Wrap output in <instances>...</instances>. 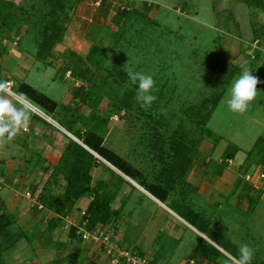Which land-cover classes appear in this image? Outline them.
<instances>
[{"label":"rangeland","instance_id":"374dc122","mask_svg":"<svg viewBox=\"0 0 264 264\" xmlns=\"http://www.w3.org/2000/svg\"><path fill=\"white\" fill-rule=\"evenodd\" d=\"M5 1L17 5L14 13H17L19 24L18 29L1 43L6 51L0 57L4 71L2 80L10 81L12 87L15 79L24 81L59 104L64 102L68 92L72 99L74 88L83 83L84 87L103 90L104 101L98 114L109 119L104 133L105 146L140 169L149 182H155L162 175L163 164L157 154L159 146L164 145L165 153H169L172 138L182 136L180 127L186 133L187 145L193 146L194 142L201 141L186 179L177 180L176 191L162 204L140 188L137 192L141 195L136 196L133 186L136 181L124 176L132 186H122L114 208L122 206L128 193L134 194L114 226L116 239L125 249L137 245L151 261L160 253L162 257L157 264H188L201 238L210 242L209 237L216 239L217 235H223L232 242L243 237L248 240L247 244H257L256 237H261L264 245V179H260L264 173V87L257 85V96L243 114L230 111L223 102L240 75V65L244 61L251 72L256 70L258 77L264 76V12L261 9L238 0H153L152 3L149 0H109L106 8L100 5L102 0ZM148 6H151L150 10ZM123 8L131 9L132 14L117 41L113 17ZM53 13L63 17L61 23L66 25L68 32L65 43L56 45L51 56L42 61L38 58L42 32L50 24ZM91 22L103 27L98 44L103 48L102 56L106 60L100 68L83 66L87 80L75 79L71 74V79L63 81L67 63L84 60L88 52L90 43L85 33ZM257 52L260 53L259 60ZM128 71L152 75L156 82L158 91L153 94L157 100L147 110L135 100L137 85L128 79ZM220 92L222 98L212 110L210 102ZM80 100L78 109L88 116L90 110ZM204 101L206 110L191 117L189 109L199 111ZM29 107L35 110L31 105ZM73 111L66 113V117ZM208 112L211 116L206 129L211 135L197 123ZM50 117L55 121L57 117L63 118L59 113ZM14 146L19 152L15 158L7 160L19 169L13 167L9 170L3 163L1 176L5 182L0 189V198L13 200L12 209L19 207L21 201L23 204L15 214L17 225L1 228V233L17 234L22 230L27 238L3 254L4 263L53 264V261L66 257L70 259L79 251L81 254L76 264H110L99 245L71 238L63 226L50 235L48 222H44V218L50 216L48 210H42L38 219L32 218L30 213L35 210V199L28 200L26 195L32 193L30 186L35 185L38 187L37 197L50 174L41 171V164L37 169H33V165L24 166L25 160L30 159V149ZM234 146L240 151L234 160H227L226 156ZM1 154L0 159L4 161ZM99 160L101 164L92 172L93 179L96 182L110 178L108 181L113 188L117 179L111 171L118 175L121 172ZM162 160L169 170L173 169L171 157L164 156ZM220 164L225 169L221 176H217L214 169L221 167ZM248 175L253 176L252 188L245 181ZM239 177L244 186L235 192ZM16 179L19 182L13 185ZM53 191L62 193L64 182L61 180ZM181 191L185 197L180 195ZM247 192L257 199L252 208L256 215L252 217L243 211L241 204L237 206L233 202L234 194L245 195ZM178 201L180 203H176ZM89 202V198H84L78 205L85 210ZM79 207L69 216V222L74 225L80 221ZM187 208L199 215L198 225H205L206 235L180 217L179 214L183 215ZM254 226L256 237L250 232ZM2 239L3 236L0 242ZM251 262L262 264L254 257Z\"/></svg>","mask_w":264,"mask_h":264},{"label":"trees","instance_id":"16d2710c","mask_svg":"<svg viewBox=\"0 0 264 264\" xmlns=\"http://www.w3.org/2000/svg\"><path fill=\"white\" fill-rule=\"evenodd\" d=\"M238 1L249 7L261 9L264 12V0ZM100 5L103 8L109 7V0H102ZM17 8V5L13 1L0 0V57H3L6 52L5 49L1 47V43L18 29L19 21H16L15 15L17 13H14ZM150 9L151 6H148V10ZM131 14V9L123 8L119 9L117 14L113 17L114 26L117 28V31L115 32V38L117 41V36L120 34L125 22L130 18ZM14 16L15 22L13 20ZM62 18L61 15L53 13L51 15L50 24H47L46 27H44V32H42L43 42L38 51V58L42 61L47 60V58L51 56V52L56 45L65 43L68 29L66 28V25L63 26L61 23ZM262 29H264V26ZM102 30L103 27L97 22H91L87 25L85 38L90 43L88 52L84 56V60H72V62L67 63L65 69L66 73L70 72L75 79L85 80L86 69H83V66L86 67L93 65L97 68L102 67L106 60V57L102 56L103 48L98 44L99 38L102 35ZM255 32H257V29H255ZM68 53L71 55V51ZM256 58L258 60L260 59L259 52H257ZM252 72L254 76H257L256 70H253ZM3 73L4 71L0 66V80L3 78ZM241 73L242 71H240V74ZM263 77L264 76L258 78L261 81L259 84H262L264 87ZM83 84L74 88V100L66 106L61 103L59 104L24 81H18L15 79V84L12 87L13 92L23 93L31 104L46 112L48 116L59 113L60 117L63 118L59 119V117H57V122L80 142L79 143L65 135L68 143L61 154L58 163L54 166L53 170H51L48 180L37 197L36 192L38 187L35 185L30 186V189H32L31 196L37 203V205L33 206L34 209L38 212L48 210L54 214V217L48 221L47 225L50 235L65 224L64 219L74 213L76 206L84 198H89L91 201L87 208L82 211L85 214L80 216L78 227H83L89 232H94L97 229H105L106 227L115 228V223L122 217L128 198L124 200V203H122V206L120 205V207L114 208V204L117 202L122 186L124 184H131H129L124 177L118 175L114 171H111V175L117 179V182L113 188H111V181L99 180L95 182L92 176V171L101 164L96 155L120 171L124 176L136 181L157 200L164 203L172 193L176 191L178 186L177 180L181 179V181H183L186 179L201 146V141L194 142L193 146L187 145V142L185 141L186 133L180 127L179 133H182V136L179 135L172 138L170 141L169 153H165L164 145L161 144L159 146L157 154L159 161L163 164L161 171L162 175L157 177L155 182H149L147 176L140 169L136 168L125 158L105 146L104 133L109 125V119L98 114L101 112V105L104 101L103 90L97 91L96 88L84 87ZM222 95V92L214 95L210 102L213 105L212 110L216 109ZM79 100L83 101L89 108L90 114L88 116L80 113L77 103ZM206 108L207 104L204 101L202 103V108L199 109V111L190 108L189 111L191 113L189 115L191 117L194 115L197 116L201 110H206ZM73 109L74 111L66 117V113L71 112ZM211 112L206 113L207 118L203 116V118H200L197 122L198 125L205 128V132L209 135H211V131L206 129V125L210 120ZM34 118L43 121L39 117ZM48 125L54 129L53 126L50 124ZM239 151L240 149L237 146H234L227 154L226 159L234 160L236 153ZM164 156L171 157L172 170H169L166 167L168 165L162 160ZM43 161L45 162V159ZM1 163L3 165L4 161L1 160ZM220 166L221 167L214 169L216 170L215 175L217 176H221L225 169L222 164H220ZM49 171V168L45 169V172ZM2 172L3 167L0 170V177H2ZM61 180L64 182V191L58 194L54 193V188ZM179 183L181 184V182ZM242 183L243 179L240 177L237 178L235 182V190H238ZM1 188L2 183H0V189ZM180 195L185 197L183 191L180 192ZM182 199L183 198H181V200ZM176 203L180 202L178 201ZM38 204L43 206L42 210L38 209ZM179 215L186 222L200 231V233L206 235L205 225L202 223L198 225L200 217L196 212L187 208V210L183 212L184 216L181 214ZM14 225H17L15 214L10 213L7 209L2 210V212H0V238L3 236V239L2 242H0V264H5L3 260V254L5 252L15 248L23 239L27 238L26 233L22 230L17 234L5 235L1 233V228H10ZM69 233L71 238L83 241V239L77 234L76 227H72ZM209 238L211 240L210 242L203 238L198 241L193 250V255L188 260V264H203L205 261L210 264H219V261L225 258L224 253L220 249L231 253L235 257L239 256L238 247L234 244H230L224 236L217 235L216 239ZM122 247L125 249L123 245ZM125 250H131L133 252L137 251L141 257H146V253L137 245ZM80 254L79 251H76L70 259H67L66 257L59 261H53V264H76L79 260ZM159 254L160 253L156 254L157 257L154 260H149V264H157L161 259L160 257H162ZM251 264L258 263L251 262Z\"/></svg>","mask_w":264,"mask_h":264},{"label":"crops","instance_id":"0c3cea01","mask_svg":"<svg viewBox=\"0 0 264 264\" xmlns=\"http://www.w3.org/2000/svg\"><path fill=\"white\" fill-rule=\"evenodd\" d=\"M69 78L71 79V74H70V72H67L65 74V76H64L63 81L68 80ZM79 85L80 84H78L77 86H79ZM70 98L71 97H70V94L68 92L66 94V97L64 98L65 99L64 102H61V104L62 105H65V106L66 105H69L74 100V97H72V99H70ZM29 105H31L32 107L35 108V110H31L32 115H31L29 130L27 132L21 131L20 133H18L14 137V139L12 141L6 142L3 145H0V152H2L1 155L3 156V160H4L5 167H7V169H9V170H13L12 168L14 166H11L10 160H7V159L8 158H11V159L12 158H15L16 157V153L19 152V150L14 149V147H15L14 145H19V146H21V148H24L26 150L27 149H30V159L29 160H27V159L25 160L26 161V164L24 166L30 167V165H33L32 166L33 169H37V167H40V164H41L42 165V168H40L41 171H44V173L46 175H49L51 173V170H53L54 166L58 163L59 158H60L61 154L63 153V151H64V149H65V147H66V145L68 143L67 139L65 138V135L68 136V137H70V138H72V139L75 138V137L73 135H71L70 133H68L66 131V129L64 127H62L52 117L48 116L46 114V112H44L40 108H37L36 106L32 105L31 103ZM55 115L56 114H54L52 116L55 117ZM34 117H39V118H41L45 122H43L41 120H38V119H36ZM48 124H50L51 126H53L54 129L52 127H50ZM55 124H57L58 126H56ZM59 127L62 128V131L63 132L61 131V129ZM21 136H24V138L21 137ZM75 140H77V139L75 138ZM77 142H79V141L77 140ZM8 151H13V153L10 154V153H8ZM7 153L10 154L11 156L8 157ZM44 159H45V162L43 161ZM48 168L50 169V171L49 172H45V169H48ZM18 169L19 168H15L14 167V170H18ZM95 170H97V167L94 168L93 171H95ZM120 174L122 175V177H124V175L122 173H120ZM31 177H35V175H33V176L31 175ZM2 179H3V182H2V185H3L4 182H5V180H4L3 177H2ZM109 179L110 178L104 179V180L108 181ZM94 181H95V179H94ZM18 182H19L18 179L14 180L13 181V185H16ZM136 183H134V185H133L136 188V190H134V193L136 192V194H137L136 196H140L141 195V193L137 192V188H140V190L142 189L147 195H149L155 201H157V202H159V203L162 204L161 201L157 200L154 196H152L149 192H147L143 187H141L138 183L137 184ZM124 185H127V184H124ZM242 185H243V183H242ZM242 185L239 187L238 190H235V187H234V191L235 192L239 191L241 189ZM250 187H251V185H250ZM0 194H1V192H0ZM133 194H132V196H133ZM132 196H131V192L128 193L127 198L129 200H128L127 203H129V201L132 198ZM233 196H234L233 198L235 199V201H233L234 204H236L237 206L241 204L240 206L243 209V211L245 213L249 214L250 217L256 215L255 214V211L252 212V210H253L252 208H253L254 204L257 202V199H256V197L254 195H250V194H245L244 195V194H241L240 193V195H237L236 196V194H234ZM0 197H1V195H0ZM89 200L91 201V199H89ZM242 201H244V202L246 201V203H243ZM21 204H23V201H21L20 203H18V206L19 205L21 206ZM13 205H14L13 200H12V202H10L9 200L6 201L4 199L3 200L2 199L0 200V208L2 210L7 209L10 213L16 214V212L19 210L18 208L20 206L17 207V208L14 207V209H12V207H10V206H13ZM32 205H33V203L32 204L30 203V206H32ZM77 207H79V205H77L76 208ZM79 210H81V212L84 211L80 207H79ZM41 213H42V211L41 212H38V211L34 210L33 213H30V215L32 216V218L35 217L34 219H38V216ZM20 216H21V214H20ZM50 216L44 218V222H48V218H50V219L53 218L54 217V214L53 213H50ZM124 220H127V218L125 217V215H124ZM40 221L42 222L43 219L40 220ZM250 225L253 226L254 224L251 223ZM62 226H64V225H62ZM61 227H59V228H61ZM63 229H64V227H63ZM56 231L53 233V235L56 233ZM67 232H69V231H67ZM250 232L252 234H254V236L256 237L257 229H256L255 226L252 229L250 228ZM239 239H240L241 242L235 240V241L230 242V244H234L235 246L238 245L237 246L238 249H239V246L241 244H247L246 242L248 240L246 241L245 238L241 237ZM257 239L258 238L256 237V240L255 241L257 242V244L256 243L255 244L250 243L248 245L255 250L253 257L254 258H258L259 260L262 261V264H264V245L262 244L263 239H261V237L258 240ZM220 250L223 253H225L224 250H222V249H220ZM203 264H210V263L207 262V261H205Z\"/></svg>","mask_w":264,"mask_h":264},{"label":"clouds","instance_id":"9594fccd","mask_svg":"<svg viewBox=\"0 0 264 264\" xmlns=\"http://www.w3.org/2000/svg\"><path fill=\"white\" fill-rule=\"evenodd\" d=\"M152 2L153 0H149V3ZM240 66L242 73L232 83L223 102L227 104L230 111L243 114L249 109L250 102L256 98L257 85L261 81L247 67V61H244ZM128 79L132 84L137 85L136 102L145 110L150 108L157 100V96L153 93L158 91L152 75L128 71ZM29 104L30 101L23 93L12 91L10 81L0 80V145L12 141L21 131L29 130L32 115ZM254 251L248 244H241L238 257L225 252V258L219 261V264H251Z\"/></svg>","mask_w":264,"mask_h":264},{"label":"built area","instance_id":"2783aa9c","mask_svg":"<svg viewBox=\"0 0 264 264\" xmlns=\"http://www.w3.org/2000/svg\"><path fill=\"white\" fill-rule=\"evenodd\" d=\"M3 165L0 159V170ZM253 176L248 175L245 177V181L250 183L253 187L252 183ZM260 179H264V173L260 175ZM0 177V183H2ZM256 187V186H255ZM26 198L29 200H33L31 193H27ZM34 205H37L36 201L33 200ZM38 209L42 210L43 206L38 204ZM85 213L82 212L81 215ZM64 229L70 231L72 227L77 228V234L83 239L84 242L97 244L99 245L105 253V256L110 260V264H149V260L146 257H141L137 251L125 250L123 249L120 242L117 241V231L113 227H106L105 229H97L94 232H89L85 230L83 227H78L73 223L69 222V217L64 219Z\"/></svg>","mask_w":264,"mask_h":264},{"label":"water","instance_id":"95a60500","mask_svg":"<svg viewBox=\"0 0 264 264\" xmlns=\"http://www.w3.org/2000/svg\"><path fill=\"white\" fill-rule=\"evenodd\" d=\"M74 140H75V138H73ZM75 141H77V140H75ZM96 157L97 158H99V159H101L102 161H104L102 158H100L98 155H96ZM105 163H107L106 161H104ZM107 164H109V163H107ZM110 165V164H109ZM111 166V165H110Z\"/></svg>","mask_w":264,"mask_h":264}]
</instances>
